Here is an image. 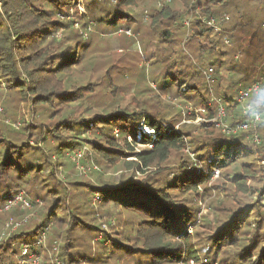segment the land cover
Instances as JSON below:
<instances>
[{
    "label": "trees",
    "instance_id": "1",
    "mask_svg": "<svg viewBox=\"0 0 264 264\" xmlns=\"http://www.w3.org/2000/svg\"><path fill=\"white\" fill-rule=\"evenodd\" d=\"M79 2L0 0V211L20 193L31 205L0 213V264H49L54 245L61 264H264V0ZM143 4L146 25L125 16ZM130 26L146 35L141 67L100 50ZM247 37L252 69L234 59ZM189 105L202 126L182 123ZM219 107L230 128L260 121L225 134ZM141 125L153 139L135 151Z\"/></svg>",
    "mask_w": 264,
    "mask_h": 264
},
{
    "label": "rangeland",
    "instance_id": "2",
    "mask_svg": "<svg viewBox=\"0 0 264 264\" xmlns=\"http://www.w3.org/2000/svg\"><path fill=\"white\" fill-rule=\"evenodd\" d=\"M80 2L78 3L79 6L82 5V0H79ZM144 7V4L141 5V6H136V8H127L126 10H124V13H125V16H130V15H134V17L136 18V21H140L146 25V20L148 18L147 14L144 13L142 16L139 14V12L142 10V8ZM82 10V8H80V11ZM138 19V20H137ZM122 26V25H121ZM131 30H132V38H125L123 36H121L120 34L117 35L116 37H113L111 38V40L108 42V44H103L100 46V50L101 48H103L105 51H108V45H110V48H112L114 51L116 52H123L125 55L128 56V64L129 65H133V64H138V67H141L142 65L146 64L145 62L148 61L149 57L148 54L146 56L145 54V50H146V47H145V43H144V36H146L144 33H141L140 35H137V33L140 32V29L136 28L135 26H130L129 27ZM120 29V28H118ZM123 29V28H122ZM129 33H127L126 35H128ZM243 42V44H242ZM242 42H241V47H239V49H237V51H235L236 55H235V60L236 62L238 63H245V66L249 67V68H254L255 67V64L258 63L259 59L261 58L259 56V52L257 51L256 53L251 49V48H247L246 45L248 42H250V37H247V38H244V40L242 39ZM174 47H176V45H174ZM102 52L103 54H106L107 52ZM104 58H103V62L105 61V55H103ZM122 56V55H121ZM118 58L117 55H115L114 57H112V63H116L118 61ZM142 59H144L145 61H142ZM110 60V58H109ZM231 61V59H229ZM146 66V65H145ZM250 70V69H249ZM207 75L208 74H211V73H206ZM220 75H224V71L220 72ZM128 97H132V96H128ZM138 99H140L139 96H137ZM176 105L179 106L180 104L176 102ZM191 109H195L193 106L189 105L185 108L182 109V115H184L186 112H188L189 114L191 113ZM29 110L27 108H23L21 107V109L19 110L18 112V119L20 118H25L26 120H29L31 119L30 117V114L28 112ZM204 110H202L201 108H196L195 109V117L193 120H189V121H185V122H182L183 124L185 123L186 125H189V124H193V125H196V126H202V117L204 115ZM212 123V121H211ZM181 125V124H179ZM18 124L15 126H13L15 129H18L17 128ZM214 127V125H212ZM177 128V126H176ZM208 128V127H207ZM215 128V127H214ZM145 133L146 135H149L152 139H153V133L152 131H148L146 128L143 127V125H141L139 128H138V131L136 133V140L137 142L134 143L132 141V139L129 137L128 138V142L130 143L131 142V145L135 148L134 150L135 151H138L141 149V146L138 145V141H139V138L141 137V135ZM198 133V131L196 132ZM189 157H190V160L191 162L193 163L194 165V168L199 172H200V167L198 166L197 162H196V157L192 154V153H188ZM80 157V154H71L70 158L76 162V159ZM92 170V171H91ZM90 170V173L89 171L86 172L85 176H88L90 174H92L93 171H97V169L95 168V166L92 165V168ZM99 170V169H98ZM101 172V170L99 171ZM197 172V176H201L202 174L205 175V172L201 171L200 173ZM119 171L117 173V175L114 176V179H119L118 177L120 176L119 175ZM213 173V172H212ZM212 173H209L210 175V178H211V182L208 186V190H207V195L209 194H212V195H216V190L214 189V183H216L217 179H218V174L217 172L214 173V175ZM112 174V173H111ZM140 179L142 178V176L140 175L139 177ZM222 192V190L220 191ZM219 192V195H221V197H223V194ZM200 195L201 192L199 191ZM24 197V193H21ZM220 197V200L223 199ZM25 198V197H24ZM27 200V199H26ZM5 206V205H4ZM19 206V205H17ZM16 207V206H15ZM20 207V206H19ZM4 208V207H3ZM14 208V207H13ZM12 208V209H13ZM21 208V207H20ZM22 209V208H21ZM204 207L201 206L200 207V210L203 211ZM11 210V209H10ZM30 210V209H28ZM27 210V211H28ZM4 211V210H1L0 213ZM9 211V210H8ZM200 214L197 215V222L200 221V218H199ZM123 219V218H122ZM125 221L127 220H131L130 217H124ZM198 228H192V227H188L185 231H186V234L190 235L191 237L194 238V234H195V231H197ZM3 233V232H2ZM2 233H0V237L2 235ZM7 235L6 232H4V237L3 239H5V236ZM1 239V240H3ZM194 243H195V239H194ZM53 249H52V252H48V255L46 257H40L41 260H47V262L49 264H61L58 259H57V254H58V246L57 245H54L52 246ZM91 248L92 250H94V245H91ZM54 254V255H52ZM205 261L204 258H201V262ZM208 262V261H205V263ZM40 264V262H38ZM206 264H209V263H206Z\"/></svg>",
    "mask_w": 264,
    "mask_h": 264
},
{
    "label": "built area",
    "instance_id": "3",
    "mask_svg": "<svg viewBox=\"0 0 264 264\" xmlns=\"http://www.w3.org/2000/svg\"><path fill=\"white\" fill-rule=\"evenodd\" d=\"M210 25H214L213 21H210L209 23V26ZM209 73H211V70H209ZM261 80V79H260ZM258 90V82H255L252 84L251 87H249L247 90L245 91H241L239 96H238V99H237V102L241 105H243V109H244V114L250 110V107L249 105H246V101L248 99V96L249 94L251 93H255L257 92ZM225 117V113L223 111V108L222 107H219V110H218V113H217V116L215 119L212 120V124L214 125L215 128L217 129H221V131L225 134H234L236 132H239V131H246L248 129H250L251 127L255 126V124H257L259 121H260V118H259V115L255 114L253 116H251L248 121L246 122H243L242 124H239L233 128H230L226 125H224V123L222 122L223 118ZM18 127V126H17ZM19 205L22 209H30L31 208V205L29 204L28 200H26L23 195L20 193L18 195H16L14 198L8 200L6 203H5V206L3 208L4 211H7L15 206ZM9 224L6 225V227L8 226ZM17 226H15L13 228V230L16 228ZM4 237V233H2L1 237H0V240L3 239ZM43 241V236L42 238H40L38 240V244H40L41 242ZM28 247H25L23 250H22V253H21V256H25L27 254V251H28ZM23 263V262H21ZM31 264H38V258L36 257H32L31 258Z\"/></svg>",
    "mask_w": 264,
    "mask_h": 264
}]
</instances>
